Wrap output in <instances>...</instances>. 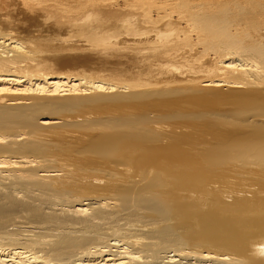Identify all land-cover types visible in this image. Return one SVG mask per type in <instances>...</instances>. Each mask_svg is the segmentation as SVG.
I'll return each instance as SVG.
<instances>
[{"label": "bare ground", "instance_id": "bare-ground-1", "mask_svg": "<svg viewBox=\"0 0 264 264\" xmlns=\"http://www.w3.org/2000/svg\"><path fill=\"white\" fill-rule=\"evenodd\" d=\"M89 17L109 35L134 27L140 72L186 64L192 95L167 74L152 86L61 71L51 29ZM193 151L264 173V0H0V264H264L257 209L242 224L186 199Z\"/></svg>", "mask_w": 264, "mask_h": 264}, {"label": "rangeland", "instance_id": "rangeland-1", "mask_svg": "<svg viewBox=\"0 0 264 264\" xmlns=\"http://www.w3.org/2000/svg\"><path fill=\"white\" fill-rule=\"evenodd\" d=\"M89 19V20H88ZM81 20V21H80ZM80 20H77V24H75L73 21H71L72 22V26L70 27V26H65V27H61L62 29L64 28V29H66V27H69V29L70 28H72V27H74V28H72V29H77V30H73V32H76V33H72V29H71V31L67 28L65 31L64 30H61V28L59 27L58 29L60 30H57V29H51L52 30V34H51V36H53V38H55L54 36H58V37H60L59 36V34L61 33V34H63V35H61V37L59 38V39H57V37L55 38V39H53V40H49L50 41V46H49V49H50V51H54L53 53L54 54H56L53 58H54V60H55V58H56V65L59 67V69L61 68V71H66V72H71V73H75V74H85L86 72H87V74H95V72L96 71H100V73L101 72H103L104 74V76L102 75V77H104V79L105 80H107V82H112V80L114 81V83L115 82H120V83H122V82H130V83H132L131 81H136V82H139V83H141L142 81H144L145 80V78L143 77V76H148L149 77V79H148V77H147V79L144 81V83H146V81H147V83H148V81L150 82L151 80L152 81H154V82H152L151 81V83H152V86L153 85H158L160 82H162V83H164V82H166L167 83V78H168V76L170 77V78H168V81H170L171 79L172 80H175V81H170L171 82V85H173V83L177 86V88H178V91H181L182 90V87H183V90H186V89H184V88H186V87H188V89L190 90V88H189V83L188 82H186L187 81V79L189 78V76L191 75L187 70H189L188 69V66L186 65V64H183V63H179V62H175V64H174V61H171V60H162V62H164L165 64H163L161 61H159L158 62V66L157 65H154L155 67H159V71H156L157 70V68L155 69L154 68V66H150L151 68H153V69H151L150 67H149V70L147 71V73L148 72H150V73H146V72H140L141 71V69H140V67L142 68L143 66H144V68H145V65L144 64H140V67H139V64H138V62H137V60L135 59L136 58V53H135V55H133L134 54V50H135V47H131L130 49L132 50V52H130L131 50L130 49H128L130 46H131V44H132V42L134 43L135 41H134V39H130V37H128L127 36V34L126 33H130V32H132L134 29H132V27H129V25L127 26L126 25V27L124 26V28H122V26H117V27H119V28H117L116 26V28L114 27H110L111 29H110V31H114L115 33H113V31L111 32L112 34H108L107 32H106V30L109 28V26H108V28L106 29L105 28V32L103 33V29H104V25L103 24H100L101 26L99 27L98 26V24H95L96 26H98V27H96L95 25H92L93 23H96L95 22V20L93 21V18H87V21L86 22H88V23H82V21L84 20V19H80ZM85 20H86V18H85ZM91 21V22H90ZM78 22H81L82 24H79V26L80 27H82V29L80 28L79 30H78V27L76 26L75 27V25H78ZM84 22V21H83ZM75 25H74V24ZM90 23V24H89ZM92 23V24H91ZM99 23V22H98ZM82 25V26H81ZM86 25V26H85ZM88 25H90V27H87ZM85 26V27H84ZM93 26H95V28L93 27ZM103 26V28L102 29H100L101 27ZM131 28V29H129V28ZM85 28V29H84ZM88 28V29H87ZM94 28V29H93ZM134 28V27H133ZM83 29H84V32H82L83 31ZM91 29V30H90ZM96 29H97V32H96V34H95V31H96ZM98 29H100V30H98ZM117 29V30H116ZM118 29L120 30V31H118ZM124 29H126V30H124ZM56 31L57 33H55V32H53V31ZM80 30H82V31H80ZM92 30H95V31H92ZM109 30V29H108ZM127 30H129V31H127ZM61 31H63V32H61ZM79 31V33H77ZM88 31V32H87ZM109 31V32H110ZM118 31V32H117ZM122 31V32H121ZM82 33V35L85 33L86 35H83L84 37H82V35H80L81 33ZM89 32H91L90 33V37L88 36V34H89ZM93 32H94V34H93ZM100 32H102V33H100ZM53 33H55L54 35H53ZM88 33V34H87ZM102 34L103 35V37H102V35L100 36L99 34ZM105 33H107V34H105ZM57 34V35H56ZM65 34V35H64ZM67 34V35H66ZM78 34V35H77ZM115 34H117V37L115 36ZM80 35V36H79ZM92 35H94V36H92ZM98 35H99V39H98ZM105 35H107V36H105ZM73 36V37H72ZM88 36V37H87ZM97 36V37H96ZM108 36H111V37H108ZM63 37H65V38H63ZM70 37V38H69ZM85 37H87L88 39H89V41L87 40V38H85ZM91 37H92V39H91ZM122 37V38H121ZM124 37V38H123ZM76 38V39H75ZM95 38H97V39H95ZM105 38H107V39H105ZM112 38V39H111ZM127 38H129V39H127ZM69 41H68V40ZM86 39V40H85ZM101 39H103V42L105 43V45H104V49H106V50H103L102 51V46H103V44H102V40ZM105 39V40H104ZM65 40H67L66 42H65ZM92 40V41H91ZM94 40H97V42L95 41L94 42ZM122 40V41H121ZM124 40V41H123ZM127 40L131 43H129V42H127ZM131 40H132V42H131ZM98 41H100V44H97V43H99ZM89 42H90V44L92 43V44H94L93 46H91L90 44H89ZM94 42V43H93ZM96 43V44H95ZM115 45H114V44ZM122 43V44H121ZM127 43H129V44H127ZM127 44V48H125V49H127V50H125V49H123V47L125 46V45ZM100 46V45H102L101 47H96V46ZM119 45V46H118ZM124 45V46H123ZM130 45V46H129ZM133 45H135V44H132V46ZM95 46V47H94ZM105 46H106V48H105ZM67 47H69V49L70 50H68V48ZM110 47H111V49H110ZM116 47H118L116 50H115V48ZM66 50H65V49ZM88 50H86V49ZM97 48H101L100 50L98 49V51H97ZM122 48V49H121ZM78 49H80V50H78ZM107 49H109V51L107 52ZM113 49V50H112ZM77 50V51H76ZM96 50V51H95ZM110 50H111V52H110ZM125 52H124V51ZM64 51V52H63ZM124 53H123V52ZM58 52H60V53H58ZM67 52V53H66ZM98 52H99V54H98ZM119 52L122 54V55H120L119 54ZM66 53V54H65ZM87 53V54H86ZM89 53V54H88ZM103 53V54H102ZM106 53H108V54H106ZM52 54V53H51ZM59 54V55H58ZM73 54V55H72ZM115 54H117L115 57H114V55ZM125 54V55H124ZM126 54H128V56L126 55ZM77 55H80L81 56V58H83L84 56L86 57V58H84V59H81L80 57H78ZM91 55H92V58H89V57H91ZM104 55V56H103ZM118 55H120V56H118ZM133 55V56H132ZM60 56V57H59ZM74 56V57H73ZM95 56V58H93ZM101 56V57H100ZM110 56V57H109ZM118 56V57H117ZM123 56V57H122ZM126 56H127V58H126ZM130 56H131V58H130ZM62 57H63V61L61 60L62 59ZM103 57V58H102ZM106 57V58H105ZM120 57V58H119ZM133 57H135L134 59H133ZM66 58V59H65ZM71 58V59H70ZM73 58H74V60H73ZM80 58V59H79ZM110 60H109V59ZM112 58V59H111ZM123 58H125V60L126 61H133V63H130L129 62V64H128V62H126ZM130 58V59H129ZM64 59H65V61H64ZM67 59H68V61H67ZM119 59H121V60H119ZM132 59V60H131ZM59 60H61V61H59ZM81 60L83 61V62H81ZM86 60V61H85ZM105 60V61H104ZM107 60H109V61H107ZM134 60H136V61H134ZM70 61L71 62H73V63H70ZM95 61V62H94ZM107 61V62H106ZM166 61V62H165ZM67 62V64H65ZM69 62V63H68ZM99 62H100V64H99ZM102 62V63H101ZM105 62V63H104ZM109 62V63H108ZM119 62V63H118ZM121 62H123V63H121ZM125 62V63H124ZM134 62H135V64L136 65H138L137 66V69H136V67L133 69V67L134 66H136L135 64H134ZM170 62H172V63H170ZM85 63V64H84ZM150 64V62H147L146 64ZM159 63H160V65H159ZM168 63H170L169 65H167ZM90 64V68L91 67H93L96 71H94L93 69H90L89 67H87L88 65ZM94 64H96L95 66H94ZM107 65V67L108 68H111V69H106L107 67H106V65ZM131 64V65H130ZM156 64V63H155ZM163 64V65H162ZM175 66H174V65ZM178 64H179V66H178ZM99 65V66H98ZM111 65V66H110ZM142 65V66H141ZM166 65H167V67H169V68H167L166 67ZM170 65H172V66H170ZM184 65H186V66H184V68H183V66ZM64 66V68L62 69V67ZM66 66H67V68H66ZM77 66V67H76ZM98 66V67H97ZM103 66V67H102ZM118 66V68H116ZM119 66H120V68L121 69H119ZM123 66V67H122ZM132 66V67H131ZM160 66H162L161 68H160ZM165 66V67H164ZM182 66V67H181ZM72 70H70L69 68ZM73 67V68H72ZM76 67V68H75ZM84 67L86 68V70H81V69H84ZM97 67V68H96ZM103 69H102V68ZM106 67V68H105ZM113 67H114V69H113ZM174 67V68H173ZM81 68V69H80ZM98 68H100L99 70H98ZM106 70H108V73H107V71H105V69ZM162 68H163V70H162ZM165 68V69H164ZM167 68V69H166ZM173 68V69H172ZM179 68H182V70L181 69H179ZM185 68L187 69L186 71H185ZM114 71H113V70ZM125 70V71H121V70ZM139 69H140V71H139ZM172 71H171V70ZM176 69H178V70H176ZM184 69V70H183ZM75 70H77V71H75ZM118 70V71H117ZM127 70V71H126ZM129 70H130V73H129ZM138 71V72H135V73H139V75L138 74H136V77L134 78V76H135V74H134V71ZM150 70H153L154 72H152V71H150ZM160 70H162V71H160ZM167 71V73H163V72H166ZM109 71H111V72H109ZM117 71V72H116ZM131 71H133V72H131ZM155 71H156V73H157V75H159V76H162V77H157V75H155L156 73H155ZM171 71V72H170ZM175 71V72H174ZM180 71H181V73H180ZM89 72V73H88ZM114 72H116L117 74V77H115L116 75H111V73H113V74H115ZM130 74H128V73ZM169 72L171 73V75L169 74ZM173 72V73H172ZM184 72H186L185 74H186V77L184 76V75H182V73L184 74ZM188 72V73H187ZM151 73L153 74V73H155L153 76L151 75ZM161 73V74H160ZM176 73V74H175ZM180 73V74H179ZM110 74V75H109ZM127 74V75H126ZM167 74L168 76L166 77L165 75ZM187 74H188V77H187ZM105 75H106V77H105ZM120 75V76H119ZM131 75H134V76H131ZM138 75V76H137ZM141 75V76H140ZM143 75V76H142ZM174 75V76H173ZM176 75V76H175ZM179 75V76H178ZM180 75H182V76H180ZM112 76V77H111ZM123 76V77H122ZM150 76H152V77H150ZM108 77V79H106ZM124 77H125V79H124ZM130 77V78H129ZM137 77H143L142 79L141 78H137ZM164 77H166V78H164ZM177 77L179 78H182V80H179V79H177ZM129 80H127V79ZM131 78H133V79H135V80H132ZM151 78V79H150ZM153 78V79H152ZM156 78V79H155ZM161 78H162V81H161ZM174 78H176V79H174ZM111 79V80H110ZM116 79V80H115ZM117 79H118V81H117ZM121 79V80H120ZM130 79H131V81H130ZM142 80V81H138V80ZM160 79V81H158V84H157V81H156V83H155V80H159ZM166 79V80H165ZM184 79V80H183ZM186 79V80H185ZM123 80V81H122ZM165 80V81H164ZM176 81H178V82H176ZM179 81H181V82H179ZM185 81V82H184ZM113 83V82H112ZM153 83H155V84H153ZM165 83V84H166ZM177 83V84H176ZM183 83V84H182ZM181 84V85H180ZM187 84V85H186ZM159 85H162L161 83L159 84ZM158 85V86H159ZM175 85H173V86H175ZM179 87H181V88H179ZM182 90V91H183ZM181 91V92H182ZM180 92V94H179V92H178V96H179V98H180V96H184V94H185V97H183V98H188V97H190V94L192 95V92L191 91H183V93H181ZM185 92V93H184ZM188 94V95H187ZM177 96V97H178ZM181 97V98H182ZM173 97H171L170 99H172ZM179 141H181V142H183V143H186L187 141V148L189 147V146H192L191 144V142H193L190 138L188 139V138H180V139H178ZM192 151V150H191ZM190 154V155H189ZM189 154H187V161H185L186 163H185V166H186V168L191 172V171H194L195 170V168H199V172H201L200 174H199V177L201 178H199L200 180H197V183L196 184H193V185H190L189 186V188H186V187H184L183 186V189L184 190H181L183 193H184V195H185V197H186V199L187 200H189V198L191 199V196L190 195H193L192 196V202H196L197 203V201H198V203H200L201 202V204H198V205H203L204 207L206 206L208 209H209V213H210V210H211V214L213 213L216 217H218V218H221V217H226L227 216V214L228 215H232L233 216V214H234V217L236 216L239 220L238 221H240V220H242V221H240V222H242V224H245V223H250L249 222V220L251 219H253V217L254 216H251L250 217V215H253L254 213H256V212H258V214H254V215H257V218L256 217H254L255 219L254 220H252L253 221V224L254 223H256V225L255 226H257V224L260 226V227H263L264 226V214H262L263 212H264V209H262V207L264 206V201H262V199H264V173L262 172H259L260 170H258L259 168H257L258 166L256 165V164H253V162H252V164H250L251 162H247L246 163V165L245 164H243L241 161H239V160H237V161H230V162H226V163H224L223 162V165L221 164H218L217 163V165H216V163L214 164V165H206V167H204V166H202V165H205L204 164V162L205 161H203L202 160V158L200 157V156H198V154H196L194 151L193 152H191V153H189ZM191 157V158H190ZM196 160V161H195ZM239 161V162H238ZM201 162V163H200ZM231 162H232V164H231ZM197 163V164H196ZM234 163V164H233ZM235 163H238V165H241V167L240 166H238L237 165V167H239V168H237L236 167V165H235ZM243 165H245V166H243ZM192 165V166H191ZM196 165V166H195ZM251 167H250V166ZM254 165H256L255 167H256V169H254ZM191 166V167H190ZM200 166V167H199ZM201 166H202V168H201ZM250 168H249V167ZM233 167H235L234 169H233ZM243 167V168H242ZM246 167V168H245ZM191 168V169H190ZM210 168V169H209ZM220 168V169H219ZM226 168V169H225ZM215 169H216V171H215ZM237 169V170H236ZM241 171H240V170ZM251 169V170H250ZM221 170V171H220ZM219 171V172H218ZM253 171V172H252ZM255 171V172H254ZM207 172V173H206ZM221 172V173H220ZM233 172V173H232ZM203 173V174H202ZM232 173V174H231ZM239 173V174H238ZM242 174V175H241ZM250 174V175H249ZM262 174V175H261ZM255 175V177H253ZM202 176V177H201ZM244 176V177H243ZM248 176V177H247ZM251 176V177H250ZM212 177H215V178H213L212 179ZM263 178V179H262ZM199 182V183H198ZM262 183V184H261ZM263 190V191H262ZM194 192H195V194H194ZM210 192V193H209ZM188 194H189V196H188ZM195 199H194V198ZM209 197V198H208ZM211 197V198H210ZM197 198V199H196ZM200 199V200H199ZM212 199V200H211ZM195 200V201H194ZM190 201V200H189ZM205 201H207V202H205ZM210 201V202H209ZM257 201V202H256ZM259 201V202H258ZM204 202V204H202ZM214 202V203H213ZM207 203V204H206ZM257 203V204H256ZM262 203V204H261ZM212 204V205H211ZM251 204H253V207L255 208V210H253L254 208L252 207V205ZM211 205V206H210ZM256 205V206H255ZM258 205H260V208H259V206ZM205 207V208H206ZM246 207H247V209H246ZM252 207V208H251ZM212 208H214V209H212ZM250 208V210H248ZM259 208V209H258ZM216 209V210H215ZM245 209V210H244ZM256 209H257V211H256ZM241 210V211H240ZM245 212H247V213H243L244 211ZM248 210V211H247ZM253 212H252V211ZM262 210V211H261ZM234 211V212H233ZM238 211H239V213H238ZM243 211V212H242ZM249 211H251V213H253V214H251ZM254 211H256V212H254ZM259 211H261V212H259ZM218 212H219V214H218ZM235 213H237V214H235ZM249 213H250V215H249ZM247 214H248V216H247ZM261 214V215H260ZM239 215V216H238ZM243 215V216H242ZM221 216V217H220ZM245 216V217H244ZM261 216V219L259 218ZM250 218V219H247V221L248 222H246V219L244 220V218ZM241 218V219H240ZM263 220V221H260V220ZM255 220H259V223H258V221H256L255 222ZM245 221V222H244ZM244 222V223H243ZM239 225H241V223H239ZM183 230H185L186 231V229H184V228H182L181 229V233L183 232H185V231H183ZM186 233V232H185ZM193 238V237H192ZM195 240H197V238H194ZM194 239H191V240H193L194 241ZM199 240V239H198Z\"/></svg>", "mask_w": 264, "mask_h": 264}]
</instances>
